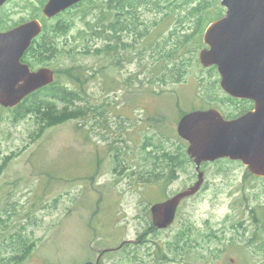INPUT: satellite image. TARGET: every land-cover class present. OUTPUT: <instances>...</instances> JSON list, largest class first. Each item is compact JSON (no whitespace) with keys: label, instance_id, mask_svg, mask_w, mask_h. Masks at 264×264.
<instances>
[{"label":"rangeland","instance_id":"374dc122","mask_svg":"<svg viewBox=\"0 0 264 264\" xmlns=\"http://www.w3.org/2000/svg\"><path fill=\"white\" fill-rule=\"evenodd\" d=\"M42 1L9 0L0 30L33 18L46 27L71 24L55 34L58 50L34 69L76 65L82 83L68 86L81 92L78 105L87 113L45 127L39 117L45 113L33 103L30 112L20 111L21 103L0 104V264H264V226L253 218V211L264 210V178L240 161L204 164L205 183L181 203L175 222L158 229L152 220V205L198 179L189 155L179 156L189 146L178 133L182 116L217 108L234 117L250 105L228 95L217 67L199 60L204 32L219 18L203 12L208 21L198 27L191 9L201 0L184 6L156 0L120 12L127 31L83 36L100 13L96 6L87 16L84 10L108 0H86L52 19L43 16L48 0ZM106 41L114 48L96 55ZM181 47L168 70L182 67L184 77L159 74L164 51ZM50 95L38 97L57 104ZM179 237L191 239L194 248L179 245L178 251Z\"/></svg>","mask_w":264,"mask_h":264},{"label":"water","instance_id":"95a60500","mask_svg":"<svg viewBox=\"0 0 264 264\" xmlns=\"http://www.w3.org/2000/svg\"><path fill=\"white\" fill-rule=\"evenodd\" d=\"M8 0H0V12ZM83 0H48L42 10L54 18ZM225 15L204 32L209 45L199 54L204 67L216 65L220 85L231 97L250 99L254 108L243 116L226 119L217 108L186 113L178 124L180 137L189 142L188 154L196 164L197 181L151 207L153 224L168 228L183 199L198 193L204 182V162L221 158L240 160L253 175L264 177V0H221ZM43 30L35 18L0 31V104L18 106L32 93L56 81L52 67L33 69L23 61Z\"/></svg>","mask_w":264,"mask_h":264},{"label":"trees","instance_id":"16d2710c","mask_svg":"<svg viewBox=\"0 0 264 264\" xmlns=\"http://www.w3.org/2000/svg\"><path fill=\"white\" fill-rule=\"evenodd\" d=\"M46 0L42 1L45 2ZM101 0H98L100 2ZM197 0H169L168 3L170 4H177L184 6L185 4L189 3H195ZM150 2H156V0H108L103 6L100 4L98 5H90L84 10L85 14L84 16H87L89 7L91 6H96V9H100V13L98 15L97 22L98 23H93V24H87V29H84L81 31L80 35L85 36V33H89V35L92 36H101V34H118L122 33L124 30L127 31L129 30V24L126 25V27L123 25L122 18H120L121 11H125L127 14H131V9H138L139 7L150 3ZM215 2V4H213ZM84 2L79 3L78 5L83 4ZM77 5V6H78ZM76 7V6H75ZM73 8V7H72ZM214 9V11H210V9ZM70 10V9H68ZM66 10V11H68ZM115 10V17L117 20L111 21V15L113 11ZM192 14L199 16V22L198 27H203L206 22L208 21L205 19L203 16V12H207L206 16L209 18L210 12L212 18L215 15V18H220L224 14V8L220 5L219 0H201L199 1L194 7H192ZM90 14V13H89ZM2 21V20H1ZM23 21V20H22ZM108 24L110 23L109 27L103 29L101 24ZM19 24V23H17ZM15 24V25H17ZM1 25V23H0ZM13 25V26H15ZM69 23L66 21H62L59 24H52L50 27H46L45 24L43 26L42 33L33 41L29 49L27 50L26 54L24 55L23 61L26 63H29L31 67L34 68L35 63H44L45 61L49 60L51 56L55 53V51L58 50L56 44V33H63V32H68L69 30ZM13 26L7 27L11 28ZM113 26V28H112ZM48 28H52V30H49ZM201 31V30H200ZM200 34V33H199ZM110 36V35H109ZM202 44L201 37H198V44ZM185 46V45H183ZM114 47L112 46L111 42H106L104 47L97 48L95 51L96 55H99L103 52H106L108 50L113 49ZM184 47L181 48H174V49H169L164 51V53L161 55V58L165 56L167 59V63L164 61L165 58L162 59L163 64L165 63L166 66L163 68V64H161L158 69L159 74L161 73H166L172 80L179 81L181 78L184 77V71L182 67H172L170 70L169 69V63L168 59L170 60L172 57H176L180 51ZM129 49H130V44H129ZM90 52V51H86ZM166 69L168 70L165 72L164 70L161 69ZM56 71V81L49 86H46L31 95L27 96L21 103V108L20 111H29V105L33 103V106L36 107V110L39 111V113H45V115H39L40 118L43 119L44 122H46L48 125L45 127H51L57 124H60L62 122H65L67 120H71L74 118L81 117L82 115H85L87 113L86 107L82 105H78L79 102L84 101V97L81 95V92H76L74 88L68 86V83H77L81 84L82 79L78 70V67L76 65H73L67 69H64L63 71ZM58 74L61 76V74H64V76L67 78V81H60V78ZM165 75H163L162 78H165ZM45 91H50L51 95L49 96V99L55 98L57 100V104L53 105L50 102H44L40 97H38L41 93ZM243 101H248V100H243ZM249 102V101H248ZM59 103V104H58ZM247 110L246 107H244V112ZM30 112V111H29ZM243 113V112H242ZM187 155L186 150L179 154L180 155ZM171 157L172 162H177V155H169ZM250 175V173H247ZM252 176V175H251ZM253 218L255 221L260 225L264 226V210L261 212L253 211ZM264 228V227H263ZM258 233H255V236ZM22 239V237H20ZM191 238V237H190ZM263 239V238H262ZM176 248L179 251V245H183V249H192L193 247V241L187 237H185L184 241L182 242V239L179 237L178 241H175ZM24 243L19 244L20 247H22ZM25 246V245H24ZM27 252V249H24L22 251V255ZM15 258H19V255H17Z\"/></svg>","mask_w":264,"mask_h":264},{"label":"bare ground","instance_id":"6f19581e","mask_svg":"<svg viewBox=\"0 0 264 264\" xmlns=\"http://www.w3.org/2000/svg\"><path fill=\"white\" fill-rule=\"evenodd\" d=\"M81 2H83V1H81ZM80 3V2H79ZM78 4V3H77ZM72 7H70L69 9H71ZM43 14V13H42ZM44 16V15H43ZM45 17V16H44ZM46 18V17H45ZM33 19H35V18H33ZM38 19V18H37ZM47 19H52V18H47ZM40 20V19H39ZM42 22V24H44L43 23V21H41ZM203 41H204V35H203ZM205 43V42H204ZM205 48H208L209 47V45H207L206 43H205ZM202 64V63H201ZM212 66H216V65H212ZM209 67H211V66H209ZM217 67V66H216ZM218 69V68H217ZM219 72V71H218ZM220 74V73H219ZM221 76V75H220ZM222 88V87H221ZM228 94V93H227ZM229 95V94H228ZM234 98V97H233ZM3 106V105H2ZM6 108V107H5ZM224 115V114H223ZM225 116V115H224ZM225 118L226 119H228L227 118V116H225ZM185 140V139H184ZM186 142H188V141H186ZM189 143V142H188ZM189 147V146H188ZM187 154H188V151H187ZM189 155V154H188ZM190 157V156H189ZM221 159H229V158H221ZM221 159H218V160H221ZM218 160H216V161H218ZM231 160V159H230ZM216 161H214V162H216ZM233 161H237V160H233ZM238 161H240V160H238ZM240 162H242V161H240ZM206 163H210V162H204L203 164H202V166L204 165V164H206ZM243 163V162H242ZM246 166V165H245ZM247 167V166H246ZM201 169H202V167H201ZM203 170V169H202ZM252 174V173H251ZM253 175V174H252ZM254 176H256V175H254ZM198 177V176H197ZM257 177H259V176H257ZM260 178H264V177H260ZM205 183V182H204ZM203 187V186H202ZM202 189V188H201ZM197 194V193H196ZM195 194V195H196ZM194 196V195H193ZM189 197H191V196H189ZM188 198V197H187ZM186 199V198H185ZM185 199H183L182 200V202L185 200ZM181 202V203H182ZM181 203H180V205H181ZM180 205H179V207H180ZM179 207H178V209H179ZM178 209H177V213H178ZM175 220H176V218H175ZM175 222V221H174ZM157 228V227H156ZM164 229H167V228H164ZM132 242H134V241H132ZM124 246V243L122 244V245H120L119 246V248H122Z\"/></svg>","mask_w":264,"mask_h":264},{"label":"flooded vegetation","instance_id":"af4514ba","mask_svg":"<svg viewBox=\"0 0 264 264\" xmlns=\"http://www.w3.org/2000/svg\"><path fill=\"white\" fill-rule=\"evenodd\" d=\"M84 1H86V0H83V2ZM81 3V2H80ZM79 4V3H78ZM78 4H75L74 6H72V7H75V6H77ZM43 26H44V24H43ZM125 31V30H124ZM119 34V33H118ZM107 42V41H106ZM25 62V61H24ZM233 98V97H232ZM239 100H241V101H243V100H248L249 102H250V105H249V108L247 107V110L245 111V112H243L242 114H240V115H236V116H234V117H227L228 119H235V118H238V117H240V116H243L246 112H248V111H250V110H252L253 108H254V102L252 101V100H250V99H239ZM139 242V241H138Z\"/></svg>","mask_w":264,"mask_h":264}]
</instances>
